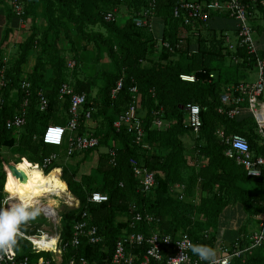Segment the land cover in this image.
<instances>
[{"label": "trees", "instance_id": "obj_1", "mask_svg": "<svg viewBox=\"0 0 264 264\" xmlns=\"http://www.w3.org/2000/svg\"><path fill=\"white\" fill-rule=\"evenodd\" d=\"M152 1H155L153 16L164 19L161 39L149 28L137 26L131 18L151 7ZM179 1L25 0L24 13L20 17L11 0L9 4L7 0H0V4H8L9 7L8 23L0 42V68L4 65V58L8 57L7 85L0 89L3 100L0 107V186L7 174L4 148L16 150L19 159L14 160L20 163L17 167L24 168L20 169L24 174L37 167L31 165V162L40 163L50 154L59 155L64 152L62 147L48 145L41 137L34 139V136H41L51 122L66 124L69 99L62 106L59 97L60 87L65 82L73 84L78 92L88 94L78 133H93L100 139L96 148L76 152L45 169L49 173L53 169L62 168L70 192L81 202L80 207L61 215L62 246L67 244L63 253L64 261L85 256L99 264L107 256H112L117 239L123 229L128 228L129 220L126 218L133 203L138 204L141 211L160 217L162 230L174 235L188 232L194 243L213 247L220 227L226 226L225 220L231 216L239 213L251 217L248 220L251 223L254 218L258 220L257 215H264V174L260 177L249 176L243 166L226 155L229 148L226 139L232 133H241L248 138L251 149L264 156L258 123L252 114L230 119L218 112L222 104V93L227 87L246 81L249 73L244 70L257 68L256 55H249L246 47H239L237 51L230 50L226 42L229 33L213 26L215 16H228L237 25L236 18L231 16L229 10L223 7L215 10L211 6L213 0H196L206 6L210 20L208 25L205 22L197 24L198 31L194 32L193 27L181 25L180 20L174 16V8ZM242 1L249 6L250 22L258 44L261 36L264 37V0ZM121 7L130 13L123 25L119 23L120 19L116 22L104 20L103 13ZM39 14L46 24L40 29L37 27ZM22 15L23 18H31V34L18 44L19 49L15 54L6 52L13 41L11 20L22 18ZM69 24H73L76 34L87 45L92 42L106 44L112 60L118 57L114 50L116 41L125 51L121 52L122 60L116 61L118 68L102 73L101 97L93 96L94 76L87 77L85 74L84 79L80 78L85 61L81 59L78 50L79 54L74 56L76 66L68 73L69 61L66 62L59 44L62 34L68 36ZM98 25H102L105 30H98ZM237 32L236 28L233 39H236ZM166 41L171 43L173 50L161 44ZM180 41L183 44L176 47ZM79 50L82 52L83 49ZM258 54L263 55L264 49L259 47ZM32 55H36L35 64L33 71L27 73L24 65L30 62ZM234 55H237L239 62L235 61ZM49 69L53 70V75L47 78ZM182 73L194 74L197 79L194 82L182 80ZM212 73L214 77H211ZM25 76L32 82V89L27 123L20 129L22 136L18 140L16 130L8 129L6 120L23 106L27 95L20 83ZM120 81L123 87L113 97L112 90ZM132 86H137L141 94V108L137 113L143 120V142L148 148L136 144L126 128L118 130L114 126L115 120L128 109L133 99L130 91ZM41 87L46 88L50 100L46 111L38 107L37 92ZM190 103L201 107L202 126L198 132L188 125L186 106ZM89 109H93V112L91 119L87 120L85 113ZM156 118L163 119L167 125L158 128L154 123ZM220 130H223V137L217 134ZM187 134L194 135L193 145L200 157V161L193 162V165L186 152L188 145L184 139ZM112 139L119 147L114 157L107 151L112 146ZM104 146H107L106 150H103ZM92 154L93 161H88L87 158ZM133 158L156 174L157 186L147 194L138 190L140 182L131 163ZM251 183L257 185L259 190L253 191L242 185ZM179 184H185V188L178 189ZM95 191L106 194L108 200L91 201L90 197ZM181 195L185 198H181ZM238 206L241 211L237 209ZM85 211L90 223L98 227L105 240L93 244L83 238L81 245L75 248L72 236L76 223ZM247 226L245 224L241 227L240 235L249 233ZM141 227L139 230H142ZM243 243H248L247 239ZM31 245L28 239L18 240L16 249H23L20 250L23 251L20 257L28 256L33 261L40 257H53L49 251L30 249ZM107 246L109 252H104ZM247 255L246 260L236 258L232 264H264V244L247 252Z\"/></svg>", "mask_w": 264, "mask_h": 264}, {"label": "built area", "instance_id": "obj_2", "mask_svg": "<svg viewBox=\"0 0 264 264\" xmlns=\"http://www.w3.org/2000/svg\"><path fill=\"white\" fill-rule=\"evenodd\" d=\"M12 6L17 13L23 14L25 7V0H11ZM149 8H146L142 12L135 16H131L135 24L139 27H147L154 31V16L153 11L155 8V1L150 3ZM211 6L216 10L223 7L229 10L231 16L237 20V35L236 39H233L230 35L226 36V42L230 50L237 51L239 47H246L249 55H256L258 78L255 81H240L239 83L232 84L227 87L226 91L222 93V104L219 106L218 112L230 119H235L242 116L244 110H249L255 117L258 123V132L261 135L260 144L264 146V54L260 56L258 54L259 47L254 37V29L250 22V10L248 4L242 0H228L226 3H222L219 0H213ZM174 16L180 20L181 25L191 26L193 29L197 28V24L202 25L209 24L210 14L206 11V6L196 0H180L174 8ZM21 17V15H20ZM23 18V15H22ZM21 18V19H22ZM103 18L107 22L119 21L118 9L113 11H107L103 13ZM201 27V26H200ZM161 44L173 50V46L169 42H161ZM183 44L182 41L177 43L176 47H180ZM236 62H239L237 55H234ZM8 63V57L4 58V65L0 68V89L7 85L6 68ZM69 67L74 68L76 66L75 60L68 62ZM182 80L194 82L196 76L194 74L182 73L180 74ZM214 77V74H211ZM21 88L26 92V98L24 99L23 106L13 117L6 120V126L8 129L16 130L18 140L22 134L20 129L27 123V110L30 103L32 82L26 77L20 83ZM123 82L120 81L112 90V96L115 97L122 89ZM133 93V99L129 104L127 110L121 113V115L115 120L114 126L118 130L126 128L128 133L134 137V142L139 146L148 148L143 142L145 137L143 120L139 117L137 110L140 108L141 94L137 86L130 88ZM39 109L46 111L49 108L50 100L46 94V88L41 87L38 92ZM59 97L62 101V106L69 99L67 110V122L65 125L56 124L51 122L42 132L41 136L35 135L34 139L41 137L44 143L48 145H56L63 148L64 157H70L76 152L86 151L96 148L100 144V139L93 133L79 134V128L81 126V119L83 115V106L87 103L88 94L86 92H78L73 84L65 82L60 87ZM3 104L2 97L0 96V107ZM189 113L188 125L191 126L194 131L198 132L202 126L201 107L198 104L190 103L186 106ZM93 109H89L85 113V118L90 120L92 117ZM154 123L158 128H163L165 121L160 118H156ZM168 127V126H167ZM221 132V131H219ZM223 134V130H222ZM226 142L229 148L226 151V155L229 158L235 159L236 162L243 166L247 171V174L252 177H260L264 174V156L258 155L250 147L248 138L241 133H232ZM18 143V141H17ZM16 143V146H17ZM112 146L108 147V152L111 156H115L118 152V146L116 142L112 141ZM62 154H50L44 157L40 162H31L35 166L41 168L43 172L51 164L60 161ZM115 163V162H114ZM131 163L135 170V176L140 182L139 192L147 194L151 192L157 186V179L155 172L149 170L139 164V162L133 158ZM18 163L14 159H10L6 163V178L2 186H0V201L4 199H10L6 196L5 189L8 188L9 179L13 177L15 180L20 178L14 172V168ZM54 170V169H53ZM20 171V170H19ZM21 172V171H20ZM61 179L63 178L62 172L60 173ZM185 184H179L178 189H184ZM69 198H63L58 194L52 193L54 198H63V203L71 207H80V199L71 194L69 187L67 186ZM99 193L101 199L93 200L92 196L90 200L93 202H103L108 200V196L104 193ZM93 193V194H94ZM92 194V195H93ZM181 198H185L181 195ZM41 205V203H39ZM43 214L47 221L40 223L38 220L30 221L27 224L21 225L22 237L28 239L32 243V249L34 251H49L52 253V258H37L31 260L28 256L20 257V252L16 248L12 250V253L4 255L0 258V264H98L82 256L80 258L72 257L71 259L64 261L63 253L65 246H62V227L61 217L59 212H54L51 209L42 207ZM87 212L82 214L81 220L76 223L72 241L74 247L81 245L83 238H87L90 243L100 244L105 240L103 234L100 233L98 227L90 223L87 218ZM260 220V227L254 229L248 234H241L235 240L231 242H216L215 248L218 251L221 259L223 257H229V264H232L233 260L238 258L243 261L246 260L247 252H252V249L264 244V215H257ZM129 220L128 228L123 229L122 234L117 239L112 256H107L99 264H206L201 261L198 256L193 255L190 250L185 247L183 254L179 243H187L191 241L194 243L191 235L188 232H180L177 235L171 234L160 227L161 218L157 215L141 211L138 204L133 203L130 205L129 216L126 218ZM142 225V230H139V226ZM48 237L49 241L55 238L57 241L51 247H40L34 244L35 238L41 239ZM208 237V232H206ZM247 239L248 243L244 244L243 241ZM45 240V241H46ZM104 252H109V247L103 249ZM183 254V256H181ZM219 264V261L217 262Z\"/></svg>", "mask_w": 264, "mask_h": 264}, {"label": "rangeland", "instance_id": "obj_3", "mask_svg": "<svg viewBox=\"0 0 264 264\" xmlns=\"http://www.w3.org/2000/svg\"><path fill=\"white\" fill-rule=\"evenodd\" d=\"M253 2H254V0H253ZM7 3L9 4V0H7ZM8 4H3L4 8L6 10V13H7L8 9H9ZM117 9H118L119 18H120V22L119 23L121 25H123V23L125 22L126 17H128V14H130V13L127 11L128 9H126L125 7H121V8H117ZM76 12H78V11L76 10ZM39 15H40V19H39V16H38L37 27L40 29V28H42V26H44L45 22H44V19L41 17V14H39ZM13 20L14 19L11 20V25H10L13 28V33L11 34V36H13V41H11L12 43L8 47L9 49H7L6 52H10L12 54H15L17 52V50L19 49L18 44H20L28 36H30V34H31L30 25L31 24H28L30 22L29 21L27 23V26L26 25L25 26L18 25V27H17V26L14 25L15 26L14 27V26H12ZM7 23H8V19H7ZM101 26L98 25L97 29L98 30H105V29H103V26L102 27ZM68 27H69L68 28V30H69L68 36H65L64 34H62V36H61L62 39H61L60 44H59L61 52H62L64 58H66V60H67L66 62H68L70 60H74L75 54L78 53L77 50L79 51L80 54L79 53L78 54L81 55V57H82V58L81 57L80 58L85 61L84 68H81L80 78L84 79L85 78V76H84L85 74L87 75V77H93L94 76L93 77L94 78L93 96L101 97V95H103L102 91H101L103 89V87H102L103 82H102V80L100 78L102 73L106 72V71H113L116 68H118V64L116 63V61L117 60H119V61L122 60V53H124L125 51L122 50V48L120 47L118 41H116L115 45H114V50L116 51V54L118 55V57H116V60H112L111 56L109 55L108 46L106 44H103L102 42H101V44H95V43L92 42V43L87 45V42L79 34H76V32H75L76 30H74L73 24H69ZM154 29L156 30L155 27H154ZM3 35L4 34H2V37H3ZM2 37H1V40H2ZM157 37H158V39H159V37H161L160 33H157ZM1 40H0V42H1ZM72 40L74 42V45H73ZM74 48H76V49H74ZM79 49H81V50L83 49L84 53H83V50L81 52ZM35 57H36V55H32V57H30L33 63H35L34 62L35 61ZM70 71H72L71 67H70V70L68 71V73H70ZM244 71H248L249 74H248V76L246 78H249V81L257 80V78H258V70L257 69H254V70H251V71L250 70H244ZM143 115L145 116V114H143ZM187 116H189V113H188ZM220 131L221 132L217 131V134L220 137H223L222 130H220ZM184 140L186 141V143L188 145V149L186 151L187 155H188V158L190 159V163H192L191 165H193V162L200 161V157H198L199 153L196 152L195 145H193V144H195L194 143L195 142L194 135L187 134V135H185V139ZM104 147H102V148H104ZM106 148H107V146L103 150H106ZM3 155L5 156L7 161H10V159H19L18 153L16 152V150H13V149L11 150V149L4 148ZM16 157H18V158H16ZM25 161L28 162L27 160H24L23 162H25ZM72 161H70V162H72ZM47 175L48 174H45L46 177H47ZM16 188H17V184H16ZM57 200L59 201V206H58L57 212L60 213L59 215L61 217V224H62V216H61L62 213L66 212L68 210L74 209L76 207H71V206L68 205V203L67 204L63 203V201H64L63 198H57ZM243 218H244V220H242ZM250 218L247 217L245 219V217H243V215H240V214L238 215L237 214V216H231L228 219V223H230V224H233V222L236 223L237 221H241L239 223H236V225H234L235 226L234 231H236V230L238 231V233L235 234L236 236L234 238L240 236V229L245 224H248V226L246 228L249 230V232L253 231L254 229H258L260 227L259 220L254 218V221H251V223H249L248 220ZM37 220L40 223H45L47 221V218L45 216H43L41 218L39 217ZM228 225L229 224L224 226V228H227ZM218 233H220V232L218 231ZM217 241H218V237H217ZM29 248L31 249L32 245L29 246ZM18 249H17L18 252H22L23 253V251H20V250H23L21 247H18Z\"/></svg>", "mask_w": 264, "mask_h": 264}, {"label": "clouds", "instance_id": "obj_4", "mask_svg": "<svg viewBox=\"0 0 264 264\" xmlns=\"http://www.w3.org/2000/svg\"><path fill=\"white\" fill-rule=\"evenodd\" d=\"M61 172L63 175V170H61ZM49 173L44 172V174ZM42 179L43 185L48 186V191L54 192L55 189L49 186L48 178L45 177ZM62 179L68 186V183L64 177ZM5 194L6 196L10 197V199H4L3 201H0V258H2L4 255L12 253V250L18 245V240L23 238L21 225L27 224L30 221H35L43 214L42 207L36 203L35 197L26 199L21 196L18 191L14 190L11 185L5 189ZM92 199L97 201L100 200V194L94 193L92 195ZM33 242L39 246L37 241ZM179 245L183 254L185 252V247H187V249L190 250L192 254L198 256V258L201 261L206 262V264H217L218 261L219 264H229V257H223L221 259L217 249L208 244L192 243L189 241L187 246H185L184 243H179ZM183 254L181 256H183Z\"/></svg>", "mask_w": 264, "mask_h": 264}, {"label": "bare ground", "instance_id": "obj_5", "mask_svg": "<svg viewBox=\"0 0 264 264\" xmlns=\"http://www.w3.org/2000/svg\"><path fill=\"white\" fill-rule=\"evenodd\" d=\"M30 164L34 165L32 163ZM16 168L18 170L21 169V167H16ZM61 170L62 169H58L54 171L52 170L46 177L40 167H34L26 175L21 172L22 176L18 178L17 180L11 177L9 179L8 186L9 185L13 186V189L18 191L20 195L26 199L35 197L36 203L39 206L47 208V209L49 208L52 211L56 212L58 210L59 201L52 196L53 195L52 193L58 194L61 197L66 198V199L69 198L68 196L69 193L67 191V185L65 181L61 179V176H60ZM45 177L48 178L49 180V186L55 189L54 192L48 191V186L43 185L42 178H45ZM16 184H17V188H16ZM39 203H41V205ZM47 238L48 237L46 236L41 239L35 238V241L39 243L40 247L47 246V248L51 247L57 241L55 238L47 241L46 240Z\"/></svg>", "mask_w": 264, "mask_h": 264}, {"label": "crops", "instance_id": "obj_6", "mask_svg": "<svg viewBox=\"0 0 264 264\" xmlns=\"http://www.w3.org/2000/svg\"><path fill=\"white\" fill-rule=\"evenodd\" d=\"M37 11H39L38 13L41 12V10H37ZM153 21H154V26L156 28V30H154L155 36L157 37V33H160L161 37H159V39H161L162 36H163V30H164V25H165L164 24V19H162L161 17H156L155 16ZM27 23L31 24V18L30 17H27V18H24V19L15 17L13 22H12V26H14V25L17 26V27H18V25H20V26H25L26 25L27 26ZM6 24H7V13H6V10L4 8V5L0 4V40H1V37H2V34H3V30H4L5 26H6ZM213 26L217 30H225L226 32L229 33V35L232 38H235L234 33H235L237 27H236V22H235L234 19H232V18H230L228 16H215L213 18ZM197 31H198L197 29L194 30V32H197ZM11 38L13 39V36H11ZM258 46L260 48L264 49V37L263 36H261V38L259 39ZM34 64L35 63H33L31 58H30V62L28 64L24 65V71H26L27 73H31L33 71ZM52 75H53V70L49 69L47 71V73H46L47 78L51 77ZM246 80H249V78H246ZM249 115H251V112L249 110H247V109L244 110V112L242 113L243 118L246 117V116H249ZM112 140L114 141V139H112ZM62 151H63V148H62ZM62 155H63L62 158L64 159V152H62ZM93 158H94V154H92L90 157H88L87 160L88 161H93ZM71 165L74 166L73 163ZM21 169H24V168H21ZM242 185H244L246 188H249V189H251L253 191H258L259 190V187L257 185H255L254 183L242 184ZM237 209L240 210L239 206L237 207ZM237 214L239 215V213H237ZM237 214L235 216H237ZM243 217H245V219H246L248 216H243ZM242 220H244V218ZM239 222H241V221H237L236 223H239ZM225 223H227L229 225H228L227 228H224V226L220 227V229H219L220 233H217V237H218V241L217 242L222 241V242H227L228 243V242H231V241H233V240H235L237 238V237L234 238L236 236L235 234L238 233L237 230L234 231V228H235L234 225H236V223L233 222V224H230V223H228V219L225 220Z\"/></svg>", "mask_w": 264, "mask_h": 264}, {"label": "water", "instance_id": "obj_7", "mask_svg": "<svg viewBox=\"0 0 264 264\" xmlns=\"http://www.w3.org/2000/svg\"><path fill=\"white\" fill-rule=\"evenodd\" d=\"M186 111H188V109L186 108ZM14 172L17 176L21 177L22 176V173L15 167L14 168ZM0 196H1V192H0Z\"/></svg>", "mask_w": 264, "mask_h": 264}]
</instances>
